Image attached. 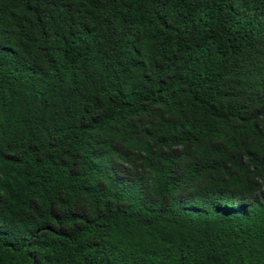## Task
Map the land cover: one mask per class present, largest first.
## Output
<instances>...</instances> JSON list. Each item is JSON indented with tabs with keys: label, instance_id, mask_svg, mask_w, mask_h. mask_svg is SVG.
Wrapping results in <instances>:
<instances>
[{
	"label": "trees",
	"instance_id": "trees-1",
	"mask_svg": "<svg viewBox=\"0 0 264 264\" xmlns=\"http://www.w3.org/2000/svg\"><path fill=\"white\" fill-rule=\"evenodd\" d=\"M0 264H264V0H0Z\"/></svg>",
	"mask_w": 264,
	"mask_h": 264
}]
</instances>
